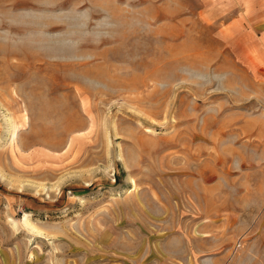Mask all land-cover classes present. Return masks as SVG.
<instances>
[{
  "label": "rangeland",
  "instance_id": "374dc122",
  "mask_svg": "<svg viewBox=\"0 0 264 264\" xmlns=\"http://www.w3.org/2000/svg\"><path fill=\"white\" fill-rule=\"evenodd\" d=\"M0 0V264H264V8Z\"/></svg>",
  "mask_w": 264,
  "mask_h": 264
},
{
  "label": "crops",
  "instance_id": "0c3cea01",
  "mask_svg": "<svg viewBox=\"0 0 264 264\" xmlns=\"http://www.w3.org/2000/svg\"><path fill=\"white\" fill-rule=\"evenodd\" d=\"M251 7L252 8H264V0H253V1H251ZM252 14L254 15V16H256V19H257V23L259 24V23H261V24H263L264 23V17L262 16V14L260 15V12L259 11H252ZM262 29H264V26H263V28Z\"/></svg>",
  "mask_w": 264,
  "mask_h": 264
}]
</instances>
